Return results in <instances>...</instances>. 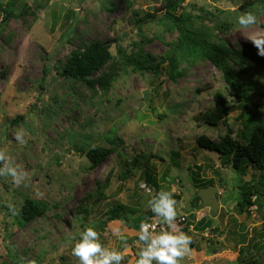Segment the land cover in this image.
<instances>
[{
	"label": "rangeland",
	"instance_id": "obj_1",
	"mask_svg": "<svg viewBox=\"0 0 264 264\" xmlns=\"http://www.w3.org/2000/svg\"><path fill=\"white\" fill-rule=\"evenodd\" d=\"M7 1L12 11L3 19ZM170 1L0 0V150L29 174L20 184L0 176V264L32 259L36 264H79L72 249L86 227L97 231L102 247L121 252L123 264H135L143 246L138 235L131 236L122 220H109L108 211L118 204L141 208L142 214L151 211L148 201L161 190L171 191L177 178L182 189L178 215L192 216L193 185L188 184L201 167L193 160L189 164L194 171L185 167L187 151L194 154L191 159L201 155L203 167L215 174L223 205L215 219L208 218L213 234L204 245L214 249L204 252L199 264L264 263V196L257 203V196H251L257 206L254 215L237 204L242 181L262 187L264 170L248 167L242 176L229 163L222 164L225 157L214 151L204 154L196 143L200 135L216 142L227 131L244 142L253 128L264 127V70L230 58L232 73L240 75L244 86L262 83L240 98L221 70L192 54L190 47L177 51L175 79L164 59L182 25L197 37L255 53L246 37L264 34L262 1L176 0L174 10ZM167 9L176 20L165 14ZM247 12L257 23L244 29L237 21ZM91 41L104 42L111 58L93 72L90 82L62 75L69 53ZM146 54L159 62L156 72L143 59ZM218 93L227 107L223 120L213 127L195 120L217 106ZM18 129L25 132V145L15 140ZM92 145L113 151L92 166L84 152ZM212 163H218L213 171ZM145 169L155 182L151 194L140 188ZM26 197L47 209L43 216L19 223ZM80 201L89 210L85 218L77 211ZM192 244L191 252L199 249ZM195 260L188 253L180 264H197Z\"/></svg>",
	"mask_w": 264,
	"mask_h": 264
},
{
	"label": "trees",
	"instance_id": "obj_2",
	"mask_svg": "<svg viewBox=\"0 0 264 264\" xmlns=\"http://www.w3.org/2000/svg\"><path fill=\"white\" fill-rule=\"evenodd\" d=\"M262 1V9L264 16V0ZM246 5L251 3H246ZM170 9L174 10L177 6V1L174 0L169 2ZM3 19H6L11 14V4L10 1H7L4 8L2 9ZM169 17H172L174 20L177 17L171 13L169 9L165 11ZM180 37L174 45L172 51L165 55L164 59H167L170 70L169 75L173 79L177 76V66H178V53L177 51L184 48V46L190 47L192 54L202 55L204 58L208 59L213 65L223 73L225 81L228 83L233 94L240 98H245L248 91L252 88L262 86L260 81L258 82H249L248 87L244 86L240 75L232 73L230 66V58L234 59L240 66L246 65L251 68L255 66L257 69L264 70V57H261L255 53H249L246 51H239L238 49H232L226 46L223 42L214 41L210 39H204L201 37L195 36L190 30L186 29L185 26H179ZM143 59L148 63L150 68L154 69L156 72L159 68V62L156 61L151 55L146 54L142 55ZM111 58V53L108 50V46L102 41H91L86 42L78 46L76 49L72 50L67 56L65 63L62 69V75L69 76L76 80L89 81V77L93 72L101 68L109 59ZM103 83L100 82V85ZM252 86L251 89H248ZM216 101L218 102L217 106L213 109L205 110L200 112V114L195 117V120H201L205 125L213 127L217 126L221 120L227 114V107L222 99V96L218 93L215 96ZM244 142H241L237 138L232 137V131H227V133L220 137L218 141H211L204 135H200L196 138V143L198 146L204 148L205 150L216 152L219 154L220 158L226 159L223 160L222 164L229 163L233 169L237 172H240L242 176L245 175L247 168L256 169L263 171L264 170V127L258 125L253 128L248 136L244 139ZM113 151L112 147H104L101 145H92L87 150H84L86 157L91 162L92 166L99 164L104 161L107 156ZM137 161V159H135ZM142 165V164H141ZM226 165V164H225ZM143 172V170H141ZM141 175V174H140ZM264 177V176H263ZM144 180L145 182L154 185L153 179L147 173V170H144ZM211 182H208L207 185H211ZM263 184V183H261ZM260 184V185H261ZM100 184L97 185L96 190L98 191ZM157 188V186H156ZM238 207H242L243 210L246 206L251 204V196H257V202H259L260 196H264V185L259 187V184H255L254 181L246 180L238 187ZM101 194V191H100ZM197 200L200 201L199 197L196 195ZM81 201L78 204L77 211L83 214V217H87L89 210L86 206L81 205ZM46 204L41 201H37L33 198L26 197L21 208L20 221L19 223H27L30 220L34 219L37 216H43L46 212ZM240 210V211H241ZM109 220H122L125 225L128 227H134L136 229L140 228L141 223H145L149 216H152L154 213L152 211L145 212L143 217L137 222L131 223L128 215H135L139 210L135 207H130L125 204H118L114 208L109 209ZM143 218V219H142ZM208 226V221L204 222L201 226H197V229H202ZM192 243L189 247H192ZM243 260V259H242ZM253 260L247 261V264H255ZM264 264V263H262Z\"/></svg>",
	"mask_w": 264,
	"mask_h": 264
},
{
	"label": "clouds",
	"instance_id": "obj_3",
	"mask_svg": "<svg viewBox=\"0 0 264 264\" xmlns=\"http://www.w3.org/2000/svg\"><path fill=\"white\" fill-rule=\"evenodd\" d=\"M238 24L247 29L257 23V17L250 12L238 17ZM257 49V54L264 57V34L253 33L246 37ZM15 140L20 145L27 143L25 132L18 129ZM0 176H10L14 183L20 184L29 179V174L14 166L13 162L0 150ZM151 191V190H150ZM151 211L158 220H162L166 228L156 232L151 225L141 223L138 240L143 245L135 264H180L186 254L191 252L192 238L180 230L176 224L178 215L177 201L173 199V191L161 190L148 201ZM72 254L78 258L79 264H123L124 256L116 250L102 247L99 242V234L93 227H86L72 249ZM26 264H36L34 259L26 261Z\"/></svg>",
	"mask_w": 264,
	"mask_h": 264
},
{
	"label": "crops",
	"instance_id": "obj_4",
	"mask_svg": "<svg viewBox=\"0 0 264 264\" xmlns=\"http://www.w3.org/2000/svg\"><path fill=\"white\" fill-rule=\"evenodd\" d=\"M185 150L187 151V149H185ZM210 152L208 150H205L204 154H207L209 156H212V155H210ZM189 155H192V157H193L194 154H192L189 151H187L186 152V155L183 156L184 157V161L186 162L185 163V167L187 169L191 170V171H194V170H192V168L190 169V166L191 165L189 164V162H191V160H193V161L196 162V165L197 166L201 167V169L199 170L198 178L191 179L190 183L188 184V185H193V191H192V194H190V197H189V200H190L189 201V206L191 207V209H189L188 212L195 213V215H196V219L197 220L194 223L196 230L195 229L190 230V231L187 230V232H184V233H186L187 235H189L192 238V242L193 243H198L200 245L198 250L195 249V248H192V251L193 252H190L195 257V259H197V260H195L196 261L195 263L199 264L200 263L199 261L202 259L201 255L204 252H210L211 253L214 248L212 247L213 246L212 244H210V245L206 244V246L204 245V242L206 243V240H205L204 237H202V236L199 235L198 232L200 231V229H197L196 228L197 222L200 221L202 218H205V222L208 221V218L211 219V220L212 219H215L217 217V214L220 212V208H222L223 205H222L221 200H220V197L218 195L220 193V188H218L215 174H213L210 170L208 172L206 170V168L203 167L204 164H203V161L201 159V157H202L201 155L196 154L197 156L195 157V159H191L189 157ZM217 164L216 163H212V166L213 167H211L209 169H212L213 168L212 169V171H213L214 169H216ZM193 166H195V165H193ZM204 180H205L204 183L211 182L212 185H215L216 186L217 191L215 193V196L217 197L218 202H219V207H218L217 214L211 213L209 207H207V206L200 207V201L199 200L196 201V199H197L196 198V191L200 187L208 186V185H204V183L201 182V181H204ZM175 181L176 182H174V184H172L171 191H173L174 197H176V201H177V205H178L182 201V189H181V182H180V180H177V178H176ZM194 192H195V194L193 195ZM174 197H173V199H174ZM135 208H137V207H135ZM148 208L149 207H147V205H146L145 208H143V209H145L144 211H146ZM137 209L139 210V213L142 212V209L141 208H137ZM196 210H197V212H195ZM147 212L148 211H146V213ZM180 214H186V213L179 212V215ZM140 215H144V214L141 213V214H138V215H135V216H129L128 215V218L130 217L129 220H130L131 223H133V222H137L138 220L141 219V216ZM239 224H241V223L239 222ZM125 226H126V228H129L130 231L128 230L129 231L128 233L131 234V236H134L136 234L138 235V233H139V230L138 229H136L134 227H128L127 225H125ZM132 230H134V233H131ZM136 230H137V232H136ZM215 230H217V227L215 228ZM192 245L195 246V244H192ZM130 248H131V250H133V248L131 246H130ZM141 248H140V250H141ZM225 256H227V255H225ZM212 262H215L216 264H219L221 261L218 260V261H212ZM212 262H210V263H212Z\"/></svg>",
	"mask_w": 264,
	"mask_h": 264
},
{
	"label": "built area",
	"instance_id": "obj_5",
	"mask_svg": "<svg viewBox=\"0 0 264 264\" xmlns=\"http://www.w3.org/2000/svg\"><path fill=\"white\" fill-rule=\"evenodd\" d=\"M140 188L145 193H149V194L153 193V190H154V188L151 186V184H149L147 182L141 183ZM252 197L254 198V196H252ZM246 208H247L248 213L254 215L257 206L255 203L252 202L251 204L246 206ZM195 212H197V210ZM191 217H192L191 214H180L179 216H177L176 224L179 226L181 231L187 232V230L190 231V230L195 229L194 223L196 222L197 219L195 221H191ZM145 223L151 225L152 228L156 232H159L162 228L167 227V225H165L162 220H158V218L155 216V214H153L152 216H149ZM212 230H213V228H209L208 226H206V227L200 229V231L198 233L200 236H202L204 238H208L211 236ZM139 231H140V228H139Z\"/></svg>",
	"mask_w": 264,
	"mask_h": 264
},
{
	"label": "water",
	"instance_id": "obj_6",
	"mask_svg": "<svg viewBox=\"0 0 264 264\" xmlns=\"http://www.w3.org/2000/svg\"><path fill=\"white\" fill-rule=\"evenodd\" d=\"M217 189L215 185H208L205 187H200L196 191V195L200 199V207L207 206L210 209V212L213 214H217L219 202L217 197L215 196ZM196 216L195 213L192 214L191 221H195ZM205 218H202L200 221L197 222V226H201L204 224Z\"/></svg>",
	"mask_w": 264,
	"mask_h": 264
}]
</instances>
